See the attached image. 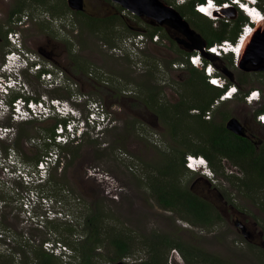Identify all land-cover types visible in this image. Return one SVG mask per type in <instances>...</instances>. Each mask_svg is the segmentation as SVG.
<instances>
[{
	"label": "rangeland",
	"instance_id": "obj_1",
	"mask_svg": "<svg viewBox=\"0 0 264 264\" xmlns=\"http://www.w3.org/2000/svg\"><path fill=\"white\" fill-rule=\"evenodd\" d=\"M162 1L180 13V5L190 2ZM20 2L26 4L18 12L24 15L28 12L32 20L22 31L23 47L48 62L53 59L72 84L50 88L28 68L14 63L9 72L23 82L16 97L67 100L82 111L83 117L86 103L101 102L112 112L115 122L101 136L88 131L63 148L62 160L52 169L51 183L45 187L51 188L47 193L53 201L52 210L62 212L55 219L54 224L59 227L56 231L51 225L38 224L29 217L45 214V207L31 194L32 205L27 210L26 202L31 201H26V195L34 184L27 185L14 176L16 165L9 156L13 153L18 165L35 164L45 146L34 143L33 138L52 133L60 119L17 121L8 112L1 114L5 117H0V124L14 126L16 135L0 134V264H23L24 251H30V245L39 247L42 243L44 248L45 239L66 246L72 264H79L77 251L64 243L63 238L74 246L84 241L87 219L94 215L99 218L104 240L96 250L98 264H117L110 260L115 255L110 245L114 235L130 239L133 245L130 257L122 261L139 264L148 257V241L155 233H167L186 243L199 244L225 264H264V189L248 194L233 184L227 177H242L240 167L222 159L223 167L218 174L211 169V178L185 170L177 175H163V170L174 172L187 154L209 146L211 124L226 126L232 118L238 119L247 131L257 130L256 140L263 141L259 151H264V126L254 119L264 103V94L262 101L254 106L245 104L242 96L253 89L264 91V72H248L228 60H219L216 66L223 76L237 86L242 83L243 91L235 100L221 104L206 122L201 115L202 107L209 104L217 90L194 80L199 74L204 76L202 72L193 73L190 67L173 68L174 62L186 59L182 51L192 53L205 43V18L197 23L190 14L184 16L199 33L191 47L185 43L177 46L165 38L161 43H150L139 64L128 54L114 51V47L136 32L151 36L155 28L151 19L137 18L112 0H84V13L76 17L68 0H49L46 5L32 0H0V27L12 28L9 13ZM256 4L264 9V0ZM227 14L222 19L214 18L213 28L221 29L223 20L229 22L227 32L231 33L238 12L232 8ZM90 18L99 20L98 27L90 24ZM182 35L180 31L174 32L176 38L182 39ZM5 46L0 45L4 61L0 63V72L6 64L4 52L13 48L8 45L5 50ZM196 110L200 114L194 113ZM11 142L14 149L8 151ZM153 178H176L183 187L212 202L222 215L221 221L212 228L201 229L163 209L153 197ZM47 183L34 187L41 191ZM239 222L246 226L250 237L243 235ZM70 225L74 231L67 234L64 229ZM175 250L166 255L169 262L185 264L180 252ZM29 257H33L31 251Z\"/></svg>",
	"mask_w": 264,
	"mask_h": 264
},
{
	"label": "built area",
	"instance_id": "obj_2",
	"mask_svg": "<svg viewBox=\"0 0 264 264\" xmlns=\"http://www.w3.org/2000/svg\"><path fill=\"white\" fill-rule=\"evenodd\" d=\"M247 6H252L253 10L257 11L264 17V11L259 8L258 5L247 4ZM198 8V13L201 14L204 12L201 10L204 8L203 5L198 6ZM245 11L247 13L246 16L248 21L242 25L236 41L229 39L222 40L221 42H215L212 45L204 46L203 50L211 55L221 54V58L232 55L234 57V64L238 67L242 55L241 50H239V46H243L247 38H250L253 35L256 25H258L249 12L246 9ZM26 20L27 16H22L21 19H16L14 26L21 27ZM160 33L157 32L153 36H148L146 33L136 32L133 35L124 38L122 40L123 42H121L119 46L114 47V51L126 53L133 60L142 64V56L147 46L150 43H161L162 37ZM8 38L11 43L23 49V44L17 31H11ZM234 48H238V51H235ZM26 55L30 56L31 59L40 60V56L36 53L27 52ZM19 56V53L14 51L8 52L5 60L6 64L4 66L7 67V63L9 64L13 62L15 58ZM185 58L186 59L184 61L174 62L173 68L175 70H180L186 69L187 67H194L202 70L207 83L213 87L219 88L222 91L221 95H219L212 102L210 107L203 114L204 119L211 120L213 112L224 102L235 100L236 97L241 94V90L239 86L230 83L227 77L223 76L222 71L218 66H216L214 60H209L205 57L202 50L195 49ZM23 60L26 64L28 63L26 59ZM31 71L34 75L39 76L41 81L47 84L50 88L72 84L65 71L55 66L53 62H48L47 65L44 66L43 63L38 61L31 66ZM91 76H93V74H91ZM14 81L16 80L12 79V77L9 76L6 78L0 73V117H5L1 116V114L7 115L8 112L13 116V119L17 121H30L37 119L48 120L54 117L60 119V121L54 126L52 133L47 136H43L42 138H33L34 143H40L45 146V151L35 164L27 167H25L22 163L18 165L19 162L17 161L16 156H14L13 153L9 156V158L13 161L12 164L16 165L13 170L14 176H16V178L18 177L20 181L27 185L34 184L33 188L26 195V201H31L30 203L26 202L27 210L30 209V205H32V200L29 199L31 194L35 197V199H37L36 201L38 203H42L45 207V214L39 215L43 219H40L41 217L35 215L32 216L31 214L29 216L31 218H35L36 223L40 224V222H44L47 218L53 220L59 218L62 212L55 211L54 209L52 210L50 202L53 204V201L40 194L38 189L34 186L49 181L52 169L62 160L63 147L77 141L81 138V135L88 133V131H96L95 135L99 137L106 129L113 127L115 121H113L112 112L105 104L93 100L86 103L85 108L87 112L85 117H83V115H81L82 111L74 108L67 100H61L59 98H52L49 100L47 97H42V99L38 100H26L22 97V95L16 97L18 92H13L12 89L10 90L7 87V85L12 86ZM262 92L263 91L260 88L245 92L242 95L245 104L248 106H254L255 104L261 102L263 98ZM129 94H133V91H129ZM226 97H229V99ZM194 113L199 114L200 112L196 110ZM262 117H264V111L256 112L254 114L255 121L259 125L264 126V119H262ZM9 130V127L0 124V134ZM185 165L191 171H197L199 169L202 170V167L200 166L204 165V160L201 156L187 154L185 157ZM5 169L8 170V168ZM23 201L25 202V200ZM44 248L46 251L61 257L64 264H72L71 253H69V249L63 244L59 242L53 243L51 240H48L44 243ZM175 252H177V250H175Z\"/></svg>",
	"mask_w": 264,
	"mask_h": 264
},
{
	"label": "trees",
	"instance_id": "obj_3",
	"mask_svg": "<svg viewBox=\"0 0 264 264\" xmlns=\"http://www.w3.org/2000/svg\"><path fill=\"white\" fill-rule=\"evenodd\" d=\"M203 1L204 0H190L189 4L186 3L180 5V9L182 10L181 14L183 16H187L190 14L194 22L202 21L201 18H205L207 23L203 24L207 26V29H205V34H203V36L207 45H212L215 42H221L222 40L226 39L236 41V38L241 31L242 25H244L248 21L247 16H245L243 12L239 10L237 11L238 18L235 21V26L231 33L227 32L229 22L225 23L223 20L221 29H215L212 25L214 23V20L198 13L194 8L195 3ZM219 1L222 2L224 0ZM260 1L263 0H259V2ZM47 3H49V0L37 1V4L40 5H46ZM25 4L26 2H24V5ZM262 10L264 11V9ZM17 12V10L13 11L12 14L15 15V13ZM137 18L141 19V17L139 16H137ZM90 20V24L92 26L98 27L99 20L97 18H90ZM161 30V27H155L154 31L151 33V36H153L157 32H161ZM165 37L167 36L165 35ZM183 54L184 56H186L190 53L183 52ZM223 59L228 60L231 64L234 63V58L232 55L225 56L224 58H218L214 62L219 63V60ZM190 68L193 73H200L199 69L194 67ZM194 80L197 81L198 84H206L208 85V87L217 90L216 94L213 96V98H211L209 104L207 103L205 107H202L203 113H201V115H203L210 107L212 102L219 95H221L222 91L219 88L209 85L206 81L205 75L202 76L199 74ZM238 86L240 90L243 91L242 83H240ZM262 111H264V103L257 110V112ZM228 118L229 116L227 115L224 117L225 120H227ZM205 121L209 122L210 120L205 119ZM211 129L212 134L211 137H209V146L198 149L194 153V155H201L207 158L211 169L214 170L217 174L220 172L219 169L223 167L221 166L222 159L230 160L235 166L240 167L243 175L242 177L228 176L227 178L230 179L233 184L237 185V187H239L243 191H246L248 194L255 193V191L257 192L259 189H264V151L260 152L252 140L244 136L235 134L234 132L230 131L224 124H211ZM63 148H66V146ZM181 170L195 173L194 171H191L186 167L185 157H183L181 163H178L176 169H173L174 172L163 170V175H165L164 177H168L172 173L177 175L181 172ZM49 182L50 181H48V183L43 186L41 191L38 190L40 194L46 197L49 196V192L47 193V191L51 189L49 188L48 190H46L45 188L51 183ZM152 187L153 197L163 209L177 214L183 220L188 221L194 227L209 229L216 226L217 223H219L222 219L221 213L212 202H209L207 199L199 196L191 189L183 187L179 183V181H176V178L171 180L153 178ZM39 215L40 214H37V216ZM97 218L98 217L94 215L87 219L88 226L85 230L86 237L84 241L77 244V246H74L72 242H70L67 238H63L64 243L68 244L77 251L78 259L80 260L79 264H98L96 258L98 257L99 253H96V250L100 245L104 244V240L102 239L103 229L101 228V225L98 224ZM44 223H46L47 226L51 225L52 230L54 229L57 231L59 229V227L54 224L55 220L53 219L47 218L45 219ZM64 231L68 232L67 234L73 233V226H67ZM150 238L151 239H149L148 241V257L142 260L139 264H170L166 255H168L169 251H171L172 249H176L180 252L182 258L185 261V264H225V262L222 261L219 257L206 251L199 244L193 242L186 243L184 240H180L179 238L167 233H155L152 234ZM45 241L47 240L45 239ZM42 245L43 243L39 247L30 245L29 247L30 251L33 253V257H29L30 251L25 250L24 256L26 259L23 264H61L60 260L62 259L54 255L53 253L46 251L42 247ZM110 245H112L115 249V255L110 258L111 261L118 263L122 261V259L130 257L131 249L133 246L130 239L114 235L110 240Z\"/></svg>",
	"mask_w": 264,
	"mask_h": 264
},
{
	"label": "water",
	"instance_id": "obj_4",
	"mask_svg": "<svg viewBox=\"0 0 264 264\" xmlns=\"http://www.w3.org/2000/svg\"><path fill=\"white\" fill-rule=\"evenodd\" d=\"M119 4L124 9L132 12L133 14L141 18H149L151 22L161 26L168 23L171 26L179 27L184 30L190 37L199 36V33L195 31L185 17L173 6L165 4L162 0H112ZM68 4L72 10H83L84 0H68ZM237 12V11H236ZM227 11L223 16H226ZM206 46L204 43L195 49L202 50L203 55L218 59L214 55H210L203 50ZM248 72H264V25L256 26V30L247 42L245 49L241 55L239 66ZM226 127L240 136H246V128L236 118H232L228 121ZM242 229V233L245 237L248 236L246 232V226L242 223L238 225ZM117 264H126L124 261H120Z\"/></svg>",
	"mask_w": 264,
	"mask_h": 264
},
{
	"label": "flooded vegetation",
	"instance_id": "obj_5",
	"mask_svg": "<svg viewBox=\"0 0 264 264\" xmlns=\"http://www.w3.org/2000/svg\"><path fill=\"white\" fill-rule=\"evenodd\" d=\"M35 4L37 3V1L38 0H32ZM24 6V4H23V2H20L19 3V7L18 8H16V9H13V10H11L10 11V13H9V19H11V25H12V28H7V27H4V28H2V27H0V45L1 46H5V44H6V42H7V45L5 46V50H6V48H7V46L8 45H10L11 46V44L8 42L9 41V34L11 33V31H17L18 33H19V38H20V40H22V31L24 30V29H27L28 27H29V25H30V23H31V17H30V15H29V13L28 12H25L26 14L24 15L23 13H21V12H17V13H15V15H13L12 13H13V11H19V10H21V8ZM28 13V14H27ZM73 13H74V16L76 17L78 14H81V13H84L82 10H73ZM45 14H47V12L45 13ZM13 15V16H12ZM12 16V17H11ZM22 16H27V20L23 23V25L21 26V27H16V26H14V22L16 21V19H21L22 18ZM46 16V15H45ZM137 16V15H136ZM35 21H36V19H35ZM151 24H152V27H157L158 25H156V24H154V23H152L151 22ZM159 27H161L162 28V30H161V37H162V41H163V39H164V41H166L165 40V38L167 39V41L166 42H170V43H174V44H177V46H181L180 44L181 43H185L186 44V46H188V47H191V44L193 43V41L195 40V37L193 36V37H190V36H188L186 33H185V31L184 30H182V29H180L179 27H175V26H171V24L170 23H168V24H166V25H161V26H159ZM14 28V29H13ZM17 28V29H16ZM11 29H13V30H11ZM177 31H180V32H182L183 33V38L182 39H180V38H176V37H174V32L176 33ZM165 35L167 36V37H165ZM161 41V42H162ZM22 42V41H21ZM205 43H206V41H205ZM23 44V43H22ZM34 45V44H33ZM206 45H207V43H206ZM12 51H14V52H16V50L14 49V47L13 48H11L10 47V49H9V51H5L4 53V56H5V60H6V55H7V53L8 52H12ZM182 52H184V51H182ZM186 52H188V51H186ZM4 58V57H3ZM2 56H1V52H0V63H4V61L2 62ZM53 59H51L50 58V61L51 62H53L52 61ZM54 64H55V62H53ZM19 97V96H18ZM200 111V110H199ZM1 125H3V126H7L6 124H1ZM7 127H9L10 128V130L9 131H6L5 132V134L6 135H9V136H14L15 137V135H16V133H15V128H14V126H7ZM246 136H244V137H246V138H248V139H250V140H252L254 143H255V145L257 146V149L259 150L260 148H261V146L263 145V141H257L256 140V137H257V130H248L247 131V128H246ZM14 149V146H13V143L11 142V146L10 147H8V151L9 150H11V149ZM240 224V222L239 223H237V225H239ZM247 232V231H246ZM247 234H248V237H250V235H249V233L247 232ZM247 238V237H246Z\"/></svg>",
	"mask_w": 264,
	"mask_h": 264
},
{
	"label": "clouds",
	"instance_id": "obj_6",
	"mask_svg": "<svg viewBox=\"0 0 264 264\" xmlns=\"http://www.w3.org/2000/svg\"><path fill=\"white\" fill-rule=\"evenodd\" d=\"M218 3H219V5H222V3L223 2H229L230 4H231V0H224V1H222V2H220L219 0H216ZM182 2H184L185 3V1H182ZM243 2H245V3H247V4H256V3H259V0H252V1H250V0H243ZM200 3H206V0H204L203 2H197V3H195L194 4V8H195V10L196 11H199V10H197L196 9V6L198 5V4H200ZM257 5V4H256ZM204 6V8L203 9H205V8H209V7H211V5H203ZM212 8V7H211ZM236 9V11H241V12H243V14L246 16V11L244 10V11H242V10H240L239 8H238V6H236V5H231L230 7H224V6H222V8L219 10V9H217V8H213V10H212V12H210L209 13V15H211L213 18H223V17H225V16H223L224 14H225V12L226 11H228L229 9ZM205 13V12H204ZM202 15H203V13H201ZM208 14V13H207ZM205 16V15H204ZM207 17V16H206ZM209 19H212V18H210L209 17ZM212 20H214V19H212ZM256 26H258V25H256ZM27 52H30V51H28V50H26L24 47H23V49L22 48H20V47H17V50H16V53H19V57H16L15 58V60L13 61L14 63H17L19 66H21V67H25V68H28L30 71H31V66H33L36 62H41V63H43V65L44 66H46L47 65V63H48V61H46V60H44V59H42L41 57H40V60H36V59H31L30 58V56H28V55H26V53ZM206 53H208V52H206ZM208 54H210V53H208ZM211 55V54H210ZM205 56V55H204ZM214 56H217V57H219V58H221L222 56H221V54H217V55H214ZM205 57H207V56H205ZM209 60H214V58L212 59V58H209V57H207ZM23 59H26L27 60V64L25 63V61L23 60ZM216 60V59H215ZM214 60V61H215ZM1 65V64H0ZM12 66H14V65H12ZM2 75H4V77H6V78H8L9 76L10 77H12V79H15V80H18V78H17V76H15L14 74H12L11 72H9V69L7 68V67H5V68H3V70H1V72H0ZM31 73H32V71H31ZM227 98V97H226ZM0 142H2V140H0ZM201 156V155H200ZM203 160H204V165H202V170L201 169H199V170H197V171H194V172H196V173H200L201 172V174L203 175V176H205V177H208V178H211V167H210V164H209V161H208V159L207 158H205L204 156H203Z\"/></svg>",
	"mask_w": 264,
	"mask_h": 264
},
{
	"label": "bare ground",
	"instance_id": "obj_7",
	"mask_svg": "<svg viewBox=\"0 0 264 264\" xmlns=\"http://www.w3.org/2000/svg\"><path fill=\"white\" fill-rule=\"evenodd\" d=\"M212 7V6H211ZM205 8L203 11L206 13H210L212 12L213 8ZM245 9L249 12V14L252 16V18L254 19V21L258 24V26L260 25H264V17L262 15H260L257 11L253 10L252 9V6H246ZM204 12H203V15H204ZM256 30V29H255ZM250 40V38L248 37L246 42L243 44V46H239V50H241V53H243L244 49H245V46L247 44V42ZM9 43L14 47L15 50H17V45L11 43V41L9 40ZM235 51H238V48H234ZM10 64V65H9ZM7 63V68L9 69V67H11L12 65H14V62L11 63ZM22 80L21 79H18L16 81L13 82L12 86H9L7 85V87L13 92H20L23 88V82H21ZM24 99L26 100H29L27 99V97H24L22 96ZM33 99V98H31ZM227 99H229V97H227ZM203 158V156H201ZM202 167V165L200 166ZM203 168V167H202ZM72 257V256H71Z\"/></svg>",
	"mask_w": 264,
	"mask_h": 264
},
{
	"label": "crops",
	"instance_id": "obj_8",
	"mask_svg": "<svg viewBox=\"0 0 264 264\" xmlns=\"http://www.w3.org/2000/svg\"><path fill=\"white\" fill-rule=\"evenodd\" d=\"M187 56V55H186ZM185 59V58H184ZM200 72H202L203 73V71L202 70H199ZM204 74V73H203Z\"/></svg>",
	"mask_w": 264,
	"mask_h": 264
},
{
	"label": "snow or ice",
	"instance_id": "obj_9",
	"mask_svg": "<svg viewBox=\"0 0 264 264\" xmlns=\"http://www.w3.org/2000/svg\"><path fill=\"white\" fill-rule=\"evenodd\" d=\"M202 11L204 10V9H201ZM262 119H264V117H262Z\"/></svg>",
	"mask_w": 264,
	"mask_h": 264
}]
</instances>
